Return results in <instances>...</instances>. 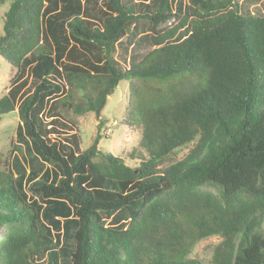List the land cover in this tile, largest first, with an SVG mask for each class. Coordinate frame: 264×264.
I'll return each mask as SVG.
<instances>
[{"label": "trees", "instance_id": "obj_1", "mask_svg": "<svg viewBox=\"0 0 264 264\" xmlns=\"http://www.w3.org/2000/svg\"><path fill=\"white\" fill-rule=\"evenodd\" d=\"M89 1L0 0L14 72L0 116L17 113L30 167L0 168V264H264V12L102 0L94 15ZM140 20L155 47L123 69L114 53L137 43ZM122 79L136 166L99 133L81 149L61 112L95 111ZM209 236L221 238L210 257H190Z\"/></svg>", "mask_w": 264, "mask_h": 264}, {"label": "rangeland", "instance_id": "obj_2", "mask_svg": "<svg viewBox=\"0 0 264 264\" xmlns=\"http://www.w3.org/2000/svg\"><path fill=\"white\" fill-rule=\"evenodd\" d=\"M137 2L138 0H127ZM149 0H144L147 3ZM238 4L249 10L252 14L261 15L264 12V0H236ZM46 4V2L44 3ZM7 4L0 6V34L2 32V15ZM87 8L94 15H100L105 10V5L102 0H90ZM172 20V19H171ZM139 35L137 36V43L134 45H127L125 37L117 45V50L114 57L121 68H127L129 63L135 58L140 60L146 53L152 50L155 45L151 40L149 24L146 21L140 20L136 24ZM14 74L10 71L8 62L0 56V96L4 94L10 87L9 80ZM26 80L24 87H32V79L25 72L23 77ZM128 105V80L122 79L118 82L114 91L107 95L105 102L99 110L98 117L95 111H88L83 114H76L72 110L61 109L63 116L72 121L74 129L71 132H76L79 135L80 148H87L93 141L97 133L101 138L98 147L103 150L109 151L114 155L121 156L126 164L136 166V160L130 157L129 153L132 148L137 146L139 141V131L135 127H131L124 121L126 107ZM17 113H8L0 116V168L9 166L11 169L16 168L18 163L27 164L25 162L27 157L24 142L19 141L17 138V125L19 123ZM100 128L97 129L98 122ZM187 151V147L176 149L169 158L164 160L160 167L167 166L168 164L182 158ZM49 167L48 163L44 164ZM30 167L26 165V172ZM26 185V182H24ZM59 221L62 217H57ZM62 223V222H61ZM52 232L56 234L52 226ZM63 229H60L62 237ZM219 236H209L205 239L197 241L189 252L190 257L209 258L212 254V249L215 244L220 241ZM38 260L35 261L38 263ZM42 260V259H41ZM39 260V261H41ZM68 264V263H64Z\"/></svg>", "mask_w": 264, "mask_h": 264}, {"label": "water", "instance_id": "obj_3", "mask_svg": "<svg viewBox=\"0 0 264 264\" xmlns=\"http://www.w3.org/2000/svg\"><path fill=\"white\" fill-rule=\"evenodd\" d=\"M105 100H103L101 102V104L95 109V114H96V117H98V114H99V110L101 109V107L103 106Z\"/></svg>", "mask_w": 264, "mask_h": 264}]
</instances>
